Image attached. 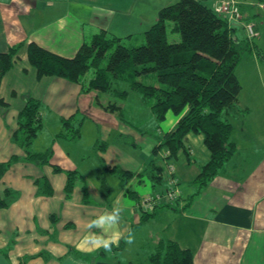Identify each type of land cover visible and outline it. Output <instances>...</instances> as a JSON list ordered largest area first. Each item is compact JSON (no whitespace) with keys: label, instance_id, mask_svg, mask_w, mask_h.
I'll use <instances>...</instances> for the list:
<instances>
[{"label":"crops","instance_id":"0c3cea01","mask_svg":"<svg viewBox=\"0 0 264 264\" xmlns=\"http://www.w3.org/2000/svg\"><path fill=\"white\" fill-rule=\"evenodd\" d=\"M176 1L0 0V52L25 44L0 83V98L6 103L0 105V162L18 156L0 179V194L8 187L19 192L11 205L0 208V264H149L161 238L192 250L194 264H264V134L250 130L251 119L233 121L236 152L206 186L194 182L211 156L203 133L188 134V152L168 158L173 170L165 168L162 180L154 183L145 171L153 161L160 165L166 160L154 151L158 137L170 132L187 108L180 114L168 110L162 121L150 109V119H136L144 98L128 84L87 90L84 81L39 77L28 59L27 46L33 41L73 57L101 29L123 42H143L159 10ZM240 1L243 19L260 28L264 0ZM234 32L240 39L246 36L242 30ZM240 62L237 108L248 114L255 99L253 94L242 97ZM261 62L264 58L256 56L258 69ZM255 76L264 83V72ZM254 79L250 85L264 95V84ZM115 87L130 95L119 97ZM29 96L44 109L42 128L32 144L37 152L51 149L50 160L43 164L26 159V148L12 141ZM111 102L123 106L122 112L107 108ZM71 116L80 132L77 139L64 124ZM47 125L52 129L38 144ZM115 167L132 174L119 176ZM70 170L77 171L78 178L68 194ZM170 176L180 190L172 202L167 197ZM103 181L110 186L106 193ZM44 184L51 193L41 189ZM149 197L155 198L152 206H147ZM113 209H119L115 225L107 219ZM101 215L104 222L90 226ZM93 236L116 239L109 250L97 246Z\"/></svg>","mask_w":264,"mask_h":264},{"label":"trees","instance_id":"16d2710c","mask_svg":"<svg viewBox=\"0 0 264 264\" xmlns=\"http://www.w3.org/2000/svg\"><path fill=\"white\" fill-rule=\"evenodd\" d=\"M170 23L172 31L179 33V40L169 39ZM234 31L211 5L201 0H177L159 10L156 21L144 32L146 42L143 44L129 47L122 37L101 29L90 42H84L73 57L59 55L33 41L27 46L28 59L39 77L57 75L75 82L84 81L87 90L108 91L115 83H126L130 90L152 99V111L158 121L166 118L168 110L180 114L187 108L176 127L158 137L159 146L156 145L154 151L158 153L161 148H167L169 158H177L181 151L188 152L189 133H203L211 156L194 180L202 188L236 152L231 138L234 126L229 116L237 112L242 89L236 67L244 47L251 48L252 39L247 36L240 39ZM23 45L19 43L0 52V83ZM256 53L264 58L259 50ZM149 73L157 74L158 84L138 79ZM114 92L122 98L130 95L129 90L120 87H115ZM5 104L0 98V105ZM107 108L120 112L124 109L117 102L109 103ZM42 120V103L29 96L19 111V126L12 134V141L26 148V159L41 164L48 162L52 154L51 149L37 152L32 148ZM79 135L78 129L73 138ZM17 159L18 156H12L0 162V179ZM55 169L61 170L59 166ZM163 170L153 161L145 172L158 183ZM113 172L119 176L132 174L119 167L113 168ZM67 175L69 194L78 173L70 170ZM46 187L44 184L41 189L51 193L52 188ZM109 190L110 186L103 181L102 191ZM18 196V191L5 188L0 194V208L9 206ZM84 196H87L86 190ZM149 264H194V253L175 240L161 238L149 257Z\"/></svg>","mask_w":264,"mask_h":264},{"label":"rangeland","instance_id":"374dc122","mask_svg":"<svg viewBox=\"0 0 264 264\" xmlns=\"http://www.w3.org/2000/svg\"><path fill=\"white\" fill-rule=\"evenodd\" d=\"M252 4H258V3L253 2ZM260 5L262 6V4H260ZM238 7L240 9L239 13H237L238 16L235 15V17H237L236 18L237 21L234 20L236 23L232 24L231 27H234L235 31H237V29L242 30L243 33H245V35L250 39V41H251V39H252V41H251V48L250 49H247L246 47H244V54L241 58V62L237 68V71H238V74L240 75L241 81L244 84V90L242 92V97H244L247 94H249V96H252V94H253V98L255 99V101H252L254 103V105L250 109L248 114L245 113V111L237 108V112H234V111L231 112L229 121H231L232 123L234 121L236 123L238 121H241L240 119H251L250 130L252 128L253 131L255 132V134H258V133L264 134V95L262 94L263 91H259V93L255 92L254 89L252 88V86L250 85L251 84L250 80L252 78H257L258 81L256 79H254V82L258 83L259 86H263V84H264L263 79H262V81H260L258 79V77L255 76L257 74V72H259V70L264 72V62H261L259 69H258L259 66L256 65V63H255L256 56H259V55H257L256 50H259L262 54H264V12H263V24L260 26V28H261L260 29L256 23H254L252 21L250 22L249 20H247L248 22L245 21L243 19L245 17H244V13L241 9V4H239ZM260 13L262 15V12H260ZM249 24H250V26H249ZM168 33H169V39L170 40H179L180 39L179 33L173 32L171 30V23L168 25ZM253 37H255V38H253ZM145 42H146L145 38H144L143 42H137L135 40L131 41L129 39V40H125L124 44L131 47V46H137V45L143 44ZM107 55H109V53ZM106 61H107V59H106ZM251 70H252V73H251ZM138 79L145 82V83H151V84H158L159 83L156 73L144 74L143 76H138ZM249 85H250V87H249ZM132 91H134V90H132ZM131 93H133V92H131ZM139 94L144 98V102H143V104L141 102H138V110L139 111L137 113L138 115H137L136 119H150V113L148 112V110L150 109L152 111V99H150V98L146 99L144 94L141 92H139ZM136 104H137L136 102L133 103V106L135 108H136ZM254 110H255V112H254ZM186 111H187V109H186ZM43 112H44V109H43ZM185 112H183V114ZM74 118L75 117L71 116L70 118L65 119V121H64V124L67 127V130H71V133H70L71 135L76 134L77 130H78V128H75L74 126H72V124L74 125V122L72 121ZM180 118H179V120H180ZM178 121L176 122L175 127H176ZM51 129H52V125L45 126V128L42 130L40 139L38 140V144L43 142V139H41L43 134H45L46 131H50ZM253 135L254 134H252L251 137ZM255 138H256V136H255ZM158 144H159V141H158ZM158 144H157V146H159ZM159 151L162 154V156H164V158L166 159L165 162L163 164H160V165L164 169L168 168V170L171 172V170H173V164H171L172 160L171 161L167 160L169 158L168 149L166 148V151H164L161 148ZM178 187L179 186L177 184V180L175 179V177L170 176L169 184H168V190H167V197H168V200L170 202L174 201L180 195V192H179L180 190ZM169 193L173 194V196H170ZM146 203H147V206H149V205L152 206L153 203H156L155 198L154 197L147 198Z\"/></svg>","mask_w":264,"mask_h":264},{"label":"built area","instance_id":"2783aa9c","mask_svg":"<svg viewBox=\"0 0 264 264\" xmlns=\"http://www.w3.org/2000/svg\"><path fill=\"white\" fill-rule=\"evenodd\" d=\"M240 3H241V1H239V0H214V2L212 3L211 6L213 7L214 11L218 15H220L221 17L226 19L228 21L229 25L231 26L232 24L236 23L234 20H236V18H237V17H235V15H237V13H239L240 9H239L238 5ZM249 26H250V24H249ZM169 195L173 196V194H171V193H169Z\"/></svg>","mask_w":264,"mask_h":264},{"label":"clouds","instance_id":"9594fccd","mask_svg":"<svg viewBox=\"0 0 264 264\" xmlns=\"http://www.w3.org/2000/svg\"><path fill=\"white\" fill-rule=\"evenodd\" d=\"M119 212V209H113V213L107 214V219L113 222V225H115V221L117 220V215L115 213ZM105 220V215H101L96 219H93L90 222V226L91 225H95V224H102ZM90 239H93L94 242L97 244V246L102 245L105 249H109L111 248L112 243L115 241L116 237H112L111 239H104L100 236H93L90 237Z\"/></svg>","mask_w":264,"mask_h":264}]
</instances>
